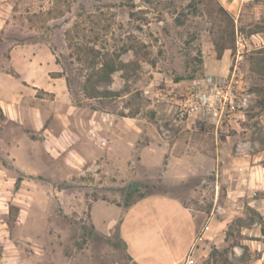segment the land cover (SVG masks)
<instances>
[{
	"label": "rangeland",
	"instance_id": "1",
	"mask_svg": "<svg viewBox=\"0 0 264 264\" xmlns=\"http://www.w3.org/2000/svg\"><path fill=\"white\" fill-rule=\"evenodd\" d=\"M57 5L0 0V264H135L118 225L93 234L91 209L148 193L197 219L182 264H264V0H238L240 13L220 0ZM104 62L107 97L88 99ZM237 63L242 129L178 118L182 88Z\"/></svg>",
	"mask_w": 264,
	"mask_h": 264
},
{
	"label": "crops",
	"instance_id": "2",
	"mask_svg": "<svg viewBox=\"0 0 264 264\" xmlns=\"http://www.w3.org/2000/svg\"><path fill=\"white\" fill-rule=\"evenodd\" d=\"M220 1L229 11L237 9L240 13L238 0ZM91 220L102 234L118 225L125 253L135 264H182L197 240L198 223L191 209L164 193L139 198L126 208L97 201L92 205Z\"/></svg>",
	"mask_w": 264,
	"mask_h": 264
},
{
	"label": "built area",
	"instance_id": "3",
	"mask_svg": "<svg viewBox=\"0 0 264 264\" xmlns=\"http://www.w3.org/2000/svg\"><path fill=\"white\" fill-rule=\"evenodd\" d=\"M241 36L237 32L240 46L238 56L244 48ZM238 76L237 63L233 72L227 76L206 75L194 85L182 88L177 109L178 118L182 121L198 117L216 131L225 127L242 129L251 96L239 90Z\"/></svg>",
	"mask_w": 264,
	"mask_h": 264
},
{
	"label": "trees",
	"instance_id": "4",
	"mask_svg": "<svg viewBox=\"0 0 264 264\" xmlns=\"http://www.w3.org/2000/svg\"><path fill=\"white\" fill-rule=\"evenodd\" d=\"M70 1L71 0H57V4H58L57 5L58 6L57 8H58V11L61 8V7H59V3L62 6L65 3H69ZM49 13H51V12L49 11ZM65 36H66V39L68 40L69 45H70V42H71L72 37H73L72 32L71 31H67L65 33ZM102 48L104 49V46ZM227 49H230V48H228L224 44H221L220 47H219V57H222L224 51L227 50ZM92 50L95 51V47H92ZM96 51L97 52H100V54H101V51H99V50H96ZM53 52H54V50H53ZM54 55L56 57V64L57 65H60L59 56L56 55L55 53H54ZM95 71L96 72L93 75L89 76V78L87 79V83H89V84L91 82L93 83V81H95L93 90H90L89 91L88 88H84V90H85V96L88 99H91V98H99V97H107V93H108L107 90H101L100 87H102V88L105 87L106 88V86H108L111 83L112 74L116 71V67L113 64L111 65L108 62L107 63L104 62V63L101 64V67L100 68H97ZM66 82H67V87H68V89L70 91V89H71V82H70V79L68 77L66 78ZM20 181H22V178H19L18 179V183H20ZM133 189H136V188L133 187ZM151 194H154V193H148V194L143 195L142 197H145V196L151 195ZM142 197H140V198H142ZM136 201L137 200L133 201L131 204L127 205L126 207L131 206ZM94 230H95V228L93 227V231ZM96 233H97V231L95 230V232H93V234L95 235ZM262 233L264 235V229L262 230Z\"/></svg>",
	"mask_w": 264,
	"mask_h": 264
}]
</instances>
